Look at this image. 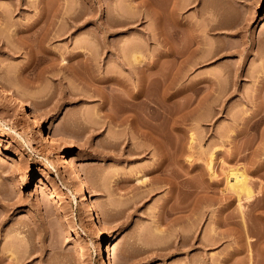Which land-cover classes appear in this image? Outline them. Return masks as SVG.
Returning <instances> with one entry per match:
<instances>
[{
    "label": "rangeland",
    "instance_id": "obj_1",
    "mask_svg": "<svg viewBox=\"0 0 264 264\" xmlns=\"http://www.w3.org/2000/svg\"><path fill=\"white\" fill-rule=\"evenodd\" d=\"M0 84V258L264 264V0H0Z\"/></svg>",
    "mask_w": 264,
    "mask_h": 264
},
{
    "label": "bare ground",
    "instance_id": "obj_2",
    "mask_svg": "<svg viewBox=\"0 0 264 264\" xmlns=\"http://www.w3.org/2000/svg\"><path fill=\"white\" fill-rule=\"evenodd\" d=\"M158 13V12H157ZM158 15V14H157ZM70 18H71V16H69ZM155 17H158V16H155ZM68 18V17H67ZM74 18V17H73ZM72 19V18H71ZM70 19V20H71ZM158 19V18H157ZM72 20H74V19H72ZM66 21H68V25L65 27L66 29H64V26H62L61 28L63 29V31H61V32H63V33H67V31H69L70 30V28H71V26H73V25H75L74 23H73V21H69V19H67ZM75 21V20H74ZM129 21V20H128ZM128 21H123V23H128ZM118 22V21H117ZM73 28V27H72ZM50 30V29H49ZM52 32V31H51ZM59 30H58V32L57 33H61ZM103 32V31H102ZM70 36V35H69ZM73 37V36H72ZM103 38H105L104 36H103ZM101 40V39H100ZM104 41V40H103ZM130 44V43H129ZM128 44V45H129ZM132 45V44H131ZM87 47V46H86ZM83 48V49H87V48ZM133 47H135V45L133 46ZM132 47V48H133ZM122 48H124V47H122ZM121 48V46L120 47H114V49H113V51H114V54L116 55V57H115V59H118L119 57H121L122 55L121 54H123V53H121V51H123L124 49H122ZM125 48H127V47H125ZM136 48V49H135ZM134 49H130V51L132 52L133 51V55H131L132 56V59L131 60H133L135 63H140L141 61H142V56L140 57V56H138L137 54H140V53H137L136 54V52L135 51H137V47H135ZM83 52V51H82ZM81 52V53H82ZM84 53H85V51H84ZM87 53V52H86ZM131 54V53H130ZM85 55V54H84ZM121 55V56H120ZM124 55V54H123ZM125 57V56H124ZM120 60V59H119ZM121 60H122V58H121ZM124 60V59H123ZM117 61V60H116ZM126 61V60H125ZM124 61V62H125ZM128 62H130L129 64H131V61H128ZM133 62V63H134ZM144 62V61H143ZM120 63V62H119ZM126 63V62H125ZM148 63H150V62H148ZM129 66H131V65H129ZM135 66H136V64H135ZM151 69V68H150ZM151 71V70H150ZM149 73V72H148ZM149 75H150V73H149ZM144 76V75H143ZM117 77V76H116ZM145 77H146V75H145ZM107 78V77H106ZM149 78V77H148ZM118 79H119V77H118ZM117 79V80H118ZM149 79H151V77L149 78ZM148 79V80H149ZM108 80V79H107ZM121 80V79H120ZM139 80V79H138ZM141 80H143V79H140V81ZM152 80V79H151ZM110 81H111V79H110ZM123 82V81H122ZM138 82V85H139V81H137ZM149 84H148V86L149 85H151L152 83H151V81H149L148 82ZM151 83V84H150ZM137 85V86H138ZM144 85H146V84H144ZM131 86H133V84L131 85ZM143 86V85H142ZM143 88H146V87H143ZM142 90V89H141ZM140 90V91H141ZM142 91H144V89L142 90ZM133 92V91H132ZM141 93V92H140ZM145 94V93H144ZM0 95L1 96H9L10 98H11V100L12 101H14L15 103L16 102H19L20 104H22V105H25V106H27V107H29L30 109H31V115L34 117V122H35V124H34V127H35V132H36V139H34V141H35V144L37 145V146H43L44 144H45V142H46V134L44 133V127H43V124H42V115H41V113H40V111L38 110V108L35 106V105H33L32 103H30V101H28L27 99H25V98H23L24 96H22V95H20L19 93H16V91L14 92L13 90H10V89H8L7 87H5L4 85H2V84H0ZM132 95V94H131ZM146 95H147V93H146ZM145 96V95H144ZM135 97V96H134ZM133 97V98H134ZM148 97V96H147ZM132 98V97H131ZM146 98V97H145ZM151 98V97H150ZM134 99H136V98H134ZM138 99V98H137ZM144 100H142V102H143ZM126 102V101H125ZM128 102V101H127ZM109 103V102H108ZM120 103V102H119ZM124 102H122V104H123ZM146 103L147 104H145V106H147L146 107V111H144L145 112V114L146 115H150L151 114V102L149 101V98H148V101H146ZM131 105V104H130ZM123 106V105H122ZM126 106H127V104H126ZM127 108H129V107H127ZM144 110H145V108H144ZM124 111H125V108H124ZM165 111V110H164ZM163 111V112H164ZM129 114V113H128ZM145 115V116H146ZM165 115V114H164ZM127 116V115H126ZM130 116L131 117H134L133 115H131L130 114ZM136 117V116H135ZM148 117V116H147ZM151 117V116H150ZM167 117V116H166ZM124 118V117H123ZM165 118V117H164ZM127 119L128 120H130V119H133L134 120V118H130L129 119V117H127ZM146 118H144V120L143 121H147L148 119H146ZM125 120V119H124ZM133 120H131V121H129V122H132ZM148 122V124L151 122H149V121H147ZM137 123V122H136ZM136 123H135V125H136ZM130 124H132V123H130ZM147 124V123H146ZM144 126H145V124H144ZM146 127V126H145ZM151 128V127H150ZM136 129H137V126H136ZM141 129V128H140ZM142 132V131H141ZM151 132V131H150ZM149 131H147V135L149 136V138H150V135H151V133H150ZM153 132V131H152ZM142 133H144V132H142ZM145 134V133H144ZM145 134V135H146ZM141 135H143V134H141ZM147 135H146V137H147ZM154 136V135H153ZM145 137V138H146ZM32 147H34V146H32ZM17 148V147H16ZM18 148H23V147H18ZM35 149L37 148V147H34ZM0 149H2V150H5V151H10L11 149H10V147H6L5 149H4V147H2V143H1V141H0ZM135 150V149H134ZM145 150V149H144ZM131 151V150H130ZM137 152V151H136ZM211 158H210V160L209 161H212L213 160V154L210 156ZM209 166L211 167V163H209ZM230 175H233L234 176V179H233V182L231 183V182H229V177H230ZM247 174H245L244 173V171H239V170H232L231 172H230V174L228 175V177H227V180H228V182H227V184H229V186L228 187H230L231 189H234V190H236L235 192H237V191H239V192H241L242 194H245L246 195V198H249V197H251L252 196V192H251V189L249 188V185L247 184L248 183V181H247ZM238 193V192H237ZM240 193V194H241ZM241 194V195H242ZM239 197V200H240V196H238ZM7 217V216H6ZM2 221H3V217H2ZM2 221L0 222V224L2 223ZM101 221V220H100ZM103 221V220H102ZM101 221V226H103V233H105L106 232V228H105V225H104V223ZM10 223H11V221H10ZM2 225L3 226H8L9 225V221H4L3 223H2ZM2 226V227H3ZM160 227V226H159ZM158 227V228H159ZM11 228V227H10ZM157 228V229H158ZM4 229V228H3ZM7 229V228H6ZM9 229V228H8ZM174 229V228H173ZM177 229V228H176ZM160 230V229H159ZM175 230V229H174ZM178 230V229H177ZM180 230V229H179ZM183 231V230H182ZM7 232V233H6ZM4 231L3 233L4 234H8L10 231ZM179 232V231H178ZM180 233V235H181V240L183 241V243H185L186 242V239H185V241H184V238H185V231H184V233H182V232H179ZM178 233V234H179ZM3 234V235H4ZM175 234H177V233H175ZM177 234V235H178ZM7 236V235H6ZM4 237V236H3ZM187 238H189L188 237V235H187ZM8 239V238H7ZM4 240V239H3ZM6 241V240H5ZM200 241V240H199ZM10 242V241H9ZM187 243V242H186ZM10 244V243H9ZM194 244V243H193ZM201 244H202V242H201ZM4 245H5V242H4ZM192 245V244H191ZM204 245H206L205 243H203V246ZM7 246V245H6ZM6 246H4L7 250L9 249V248H7ZM4 248V249H5ZM11 248V247H10ZM9 251V250H8ZM11 252V251H10ZM6 254V256H1L2 258H0V264H5V263H7V264H9V262L10 261H6L8 258H7V255H8V252L7 253H5ZM4 254V255H5ZM11 255H12V253L11 254H9L8 256H10L11 257ZM10 257H9V259H10ZM20 258H24V257H20ZM8 259V260H9ZM18 259V258H17ZM11 260V259H10ZM20 260V259H19ZM109 263L110 264H117L116 263V258H115V256L114 255H110V257H109ZM251 264V263H250Z\"/></svg>",
    "mask_w": 264,
    "mask_h": 264
}]
</instances>
